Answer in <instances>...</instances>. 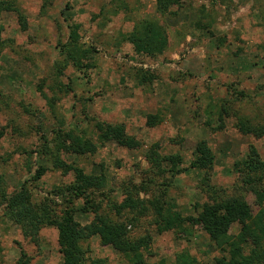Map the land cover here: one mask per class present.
I'll use <instances>...</instances> for the list:
<instances>
[{
    "label": "rangeland",
    "instance_id": "obj_1",
    "mask_svg": "<svg viewBox=\"0 0 264 264\" xmlns=\"http://www.w3.org/2000/svg\"><path fill=\"white\" fill-rule=\"evenodd\" d=\"M15 2L25 16V30L14 13H0V39L4 40L0 126L5 127L0 137V173L7 193L34 173V150L44 137L52 138V130L72 129L97 145L94 154L61 156L85 173L105 175V186L90 192L99 213L127 221L136 213L124 209L118 214L112 204L123 200L127 186L143 187L139 196L149 210L128 230L132 237L151 236L144 252L147 264H170L179 252H188L198 264H214L215 257L225 254L223 238L212 241L199 225L187 223L160 233L151 202L196 216L202 203L236 195L248 202L253 214L258 211L251 184L234 164L246 155L249 145L264 160V137L242 134L235 122L237 116L264 122V0H179L164 13L157 11L156 0H52L45 9L42 0ZM145 21L157 23L167 39L161 54H139L126 39ZM73 23L80 25L83 47H93L83 62L91 67L80 70L69 63L58 76L55 61L63 63L58 52L68 38V24ZM141 74L154 78L141 83ZM55 79L68 89L60 91ZM222 106L227 114L224 127L217 129ZM96 121L123 123L140 146L99 144ZM200 140L214 154L211 170L190 167ZM154 143L161 154L182 157L180 172L151 170L145 154ZM41 162L47 167L45 174L27 184L33 200L48 199L57 215L72 206L78 222L91 221L93 211L79 209L86 205L83 197L69 199L52 192L72 183L73 174L53 168L47 159ZM256 184H264V175ZM240 226L234 223L229 234H236ZM39 236L38 244L25 238L0 205V264H14L20 249L31 258L30 264H62L57 228L45 225ZM81 246L90 258L128 264L98 236L83 240Z\"/></svg>",
    "mask_w": 264,
    "mask_h": 264
},
{
    "label": "trees",
    "instance_id": "obj_2",
    "mask_svg": "<svg viewBox=\"0 0 264 264\" xmlns=\"http://www.w3.org/2000/svg\"><path fill=\"white\" fill-rule=\"evenodd\" d=\"M51 1L42 0L41 8L45 9L50 6ZM178 1L156 0L157 11L164 13L172 3ZM2 12L14 13L21 29H26L25 16L15 0H0V13ZM261 14L264 22V10ZM68 27V38L65 43L61 44L58 52V56L63 58V63H59V60L55 61L58 76L64 73L69 63L80 70L84 67L85 69L91 67V64H83V62L92 52L93 47L84 48L80 43L79 24H68ZM0 30H2L1 26ZM126 39L134 46L135 52L149 56L161 54L167 42L162 29L157 23L151 21L140 24V28L130 33ZM218 40L220 41V38ZM3 43L4 40L0 39V48L3 47ZM262 49L264 50V45ZM139 78L141 83H150L154 76L141 74ZM55 84L60 91L68 89V86H64L56 79ZM225 114H227V109L222 106L218 113L219 125L217 129L224 127L223 117ZM235 127L242 134L258 138L264 137V122L253 123L249 118L237 116ZM4 129V126H0V137L4 135ZM94 132L97 142L101 145L114 141L117 145L128 149L140 146V142L126 132L123 123L96 121ZM52 133L54 135L52 138L44 137V141L34 150V153L37 154L34 173L29 179L23 180L12 193H7L4 177L0 173V205H3L4 214L20 228L25 238L35 244L39 243V231L43 226L56 227L62 264H110L106 258H90L86 255L81 242L92 236H98L103 244L110 245L121 253L128 264H147L144 252L149 249L151 236L144 234L132 237L128 230V226L133 224L138 216L147 214L149 210L144 199L139 196L143 187L134 184L130 187L127 186L124 189L123 200L119 204H112V208L118 214L124 209L136 213L127 221L113 220L109 216L99 213L91 201L90 192L105 186V175L85 173L76 163L67 162L61 156L62 153L75 156L94 154L96 143L90 137L77 134L72 129L59 128L52 130ZM42 158L47 159L53 168L62 173L73 174L72 183L64 187H57L52 192L55 196L69 199L72 196L83 197L86 205L80 206L79 209L83 212L93 211L94 217L91 221L85 224L78 222L74 217L77 212L76 208L72 206H66L61 215H57L53 213L52 206L47 203L48 199H44L42 203L33 200L27 184L29 180L31 182L38 181L45 174L47 167L41 162ZM145 158L155 173L169 172L174 175L181 170L179 165L182 157L179 154H161L157 143L150 146ZM213 163L214 154L210 146L205 140H200L196 145L195 158L190 163V167L211 170ZM234 167L238 172L246 175L245 182L251 184V191L255 194L259 205L255 214L252 213L248 202L243 197L236 195L212 198L210 201L202 203L196 216H184L174 210L173 205L163 208L158 202H151L156 213V215L154 214L156 231L161 233L184 226L185 223L192 227L199 225L208 234L210 240L224 239L225 254L215 257L214 264H264V184H256L263 178L264 160L260 157L257 149L253 145H249L246 155L236 161ZM252 174L254 176H251ZM234 223H240V229L236 234H229V229ZM30 260L28 254L20 249L14 264H30ZM170 264H198V262L188 252H179L175 254V260Z\"/></svg>",
    "mask_w": 264,
    "mask_h": 264
}]
</instances>
